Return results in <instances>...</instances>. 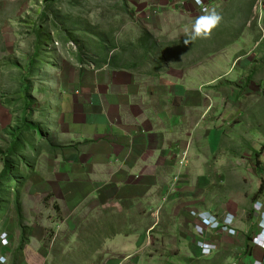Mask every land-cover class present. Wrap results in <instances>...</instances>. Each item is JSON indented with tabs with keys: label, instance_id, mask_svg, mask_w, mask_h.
<instances>
[{
	"label": "rangeland",
	"instance_id": "374dc122",
	"mask_svg": "<svg viewBox=\"0 0 264 264\" xmlns=\"http://www.w3.org/2000/svg\"><path fill=\"white\" fill-rule=\"evenodd\" d=\"M187 4L196 11L187 15L177 11L176 7L184 8ZM261 8L263 11L261 0H200L199 4L195 0H169L166 4L162 0H0V176L5 170L4 159L13 141V130L28 120L42 132L22 135V142L27 143L21 151L25 162L10 159L15 165L13 170L18 165L14 175L21 184L18 193L22 221L17 216L13 183L0 216V264H19L21 254L16 251L22 239L21 229L40 219L58 225L57 229L46 227L44 237L45 247L57 264H69L80 260L78 256H87L92 241L97 248V227H105L101 221L105 216L97 214L101 211L92 203L77 210L74 222L82 234L73 237L84 244H69L72 235L62 226L66 216L64 203L53 199L54 193L48 187L53 181L46 178L44 164L66 162L70 171L75 168L73 162L79 154L74 155L84 146L67 142L65 136L69 134L63 132L71 130V124L60 120L61 104L62 100H71L75 105L82 102L87 96L81 91L85 82L82 77L88 80V74L95 69H103L96 74L104 75L102 85H98L107 98L118 94L120 87L123 91L125 88L122 82L109 83L118 78H113V72L125 71L131 78L136 74L155 83L171 68L182 70L198 65L200 81L217 78L211 89L203 88L207 92L200 96L209 102L206 115L209 113V119L215 120L211 132L220 141L210 162L227 164L218 199L228 200L231 196L242 206L259 200L264 190V25H258ZM204 9L219 12L223 17L221 23L208 36L185 44L186 33ZM229 53L231 57H247L235 66ZM182 84L187 93L200 91L191 81ZM172 90L169 88V92ZM90 112L78 119L86 121L89 117L91 121L96 112ZM73 123H77L75 119ZM37 164L42 176L35 174ZM231 164H240L242 174L236 175ZM29 169L33 172L29 173ZM178 182V177H174L168 187L173 194ZM230 184L232 188L227 189ZM90 206L94 207L91 213ZM253 212L257 232L248 240L263 253L253 264H262L264 246L253 240L264 229L259 213L254 208ZM201 213L207 214L206 219L198 221L196 215ZM190 216L196 220L193 230L199 250L197 258L194 253L181 250L178 254L176 250L165 254L152 249L151 253L161 258L163 264H188L191 257L198 260L196 264H212V260L220 263L217 256L222 249L217 237L233 238L238 234L234 226L236 217L231 213L195 210ZM200 223L205 226L198 228ZM3 236L7 241L4 244ZM27 236L29 243L39 237H29V232ZM261 243L264 244V237ZM171 257L175 260L169 261ZM227 261L225 264H238Z\"/></svg>",
	"mask_w": 264,
	"mask_h": 264
},
{
	"label": "crops",
	"instance_id": "0c3cea01",
	"mask_svg": "<svg viewBox=\"0 0 264 264\" xmlns=\"http://www.w3.org/2000/svg\"><path fill=\"white\" fill-rule=\"evenodd\" d=\"M261 1L264 5V0ZM176 9L185 15L196 11L190 4ZM263 11L261 8L260 26L264 25ZM230 54L228 57L234 58L235 66L247 57ZM101 70L91 71L88 80L82 77L85 82L81 91L87 96L81 98V103L75 105L71 100H62L60 120L71 124V130L63 132L69 134L65 136L67 142L84 146L74 155L79 154L73 162L75 168L70 171L66 162L44 163L48 169L46 178L53 181L48 186L54 193L53 199L64 203L66 216L62 226L72 235L69 244L80 247L84 244L80 238L73 237L82 234L74 222L77 210L92 203L101 211L97 214L105 216L101 220L105 227H97L100 229L97 248L92 241L91 252L69 264H163L161 258L151 253L152 249L165 254L175 250L178 254L181 250L194 253L197 258L199 250L193 230L196 220L190 216L193 210L233 214L238 234L233 238L217 237L222 249L217 256L218 264H225L227 256V263L253 264L263 255L248 240L257 232L254 203L242 206L231 196L228 200H219L218 189L227 164L210 162L220 141L211 132L215 129V120L209 119V113L206 115L209 102L200 93H205V86L211 89L217 78L200 81L198 65L182 70L171 68L155 83L136 74L131 78L125 71L113 72V78L116 75L118 78L109 83L122 82L125 88L123 91L120 87L118 94L107 98L99 87L104 75L96 74ZM183 81H191L200 91L185 92ZM169 88L173 89L172 93ZM90 111L96 113L88 121ZM88 112L86 121L78 119ZM74 119L77 123H73ZM38 166L35 174L42 176ZM230 167L235 168L236 175L242 174L240 164ZM174 177L179 179L176 194L172 188L168 189ZM79 179L87 181L86 184H80ZM259 200L264 201V190ZM94 207L90 206V213ZM41 220L28 225L29 237H39L24 247L19 264H57L45 247L44 237L47 228L57 229L58 225ZM195 258L191 257L188 264H196Z\"/></svg>",
	"mask_w": 264,
	"mask_h": 264
},
{
	"label": "trees",
	"instance_id": "16d2710c",
	"mask_svg": "<svg viewBox=\"0 0 264 264\" xmlns=\"http://www.w3.org/2000/svg\"><path fill=\"white\" fill-rule=\"evenodd\" d=\"M49 1V0H47ZM38 57V55H37ZM32 65H35V61L32 62ZM25 91H28V86L26 87ZM26 101V100H25ZM26 109V107H25ZM26 133H32V135H42V132L40 131V129L33 123H30L28 120H23V123L20 124L19 126H17L12 134H13V141L11 142L10 148L7 151V155L5 157V170L4 172L1 174L0 176V216L1 213L4 209V205H6V198L9 195V190L12 187L13 183L15 185L14 191L16 192V204H17V216L18 219L20 221H22L21 219V211H22V206L19 203V193L18 190L21 187V184H19V180L17 179L18 177L14 174H16L17 172V167L18 165L16 164L15 170H13V167L15 166L12 162L15 161V163L17 162H25L21 159V151L25 150V147H27V143L26 140H24L22 142V135H25ZM25 145V146H24ZM33 152L36 153V148L33 147ZM11 159V161H10ZM33 169H29V173H32ZM31 175V174H30ZM4 190L6 191V193L4 192ZM20 204V205H19ZM20 228H21V223H20ZM22 231V239H21V243L19 248L17 249V255H20L23 250L24 247L29 244L28 241V232H29V228L28 227H23L21 229Z\"/></svg>",
	"mask_w": 264,
	"mask_h": 264
},
{
	"label": "clouds",
	"instance_id": "9594fccd",
	"mask_svg": "<svg viewBox=\"0 0 264 264\" xmlns=\"http://www.w3.org/2000/svg\"><path fill=\"white\" fill-rule=\"evenodd\" d=\"M195 2L199 4L200 0H195ZM222 19V15L216 10L209 11L208 9H204L203 14L197 16L192 23L191 31L186 33L184 43L188 44L197 38L208 36L212 30L221 23ZM253 208L259 213L260 225L261 228L264 229V211H261V209H264V201L257 200L253 204ZM262 237H264V230L261 231L260 236L254 238L253 242L264 246V244L261 243Z\"/></svg>",
	"mask_w": 264,
	"mask_h": 264
},
{
	"label": "built area",
	"instance_id": "2783aa9c",
	"mask_svg": "<svg viewBox=\"0 0 264 264\" xmlns=\"http://www.w3.org/2000/svg\"><path fill=\"white\" fill-rule=\"evenodd\" d=\"M182 163V160H181V162H180V164ZM206 215L207 214H205V213H201V214H198V215H196V218H197V220L199 221L200 219H206ZM211 223V220H210V222H209V224ZM201 224V226H199L198 228H202V227H204L205 225L203 224V223H200ZM197 227V226H196ZM6 237H2V244H4L5 242H7L6 241V239H5ZM255 264H257V262L255 263ZM262 264H264V259H263V262H262Z\"/></svg>",
	"mask_w": 264,
	"mask_h": 264
}]
</instances>
